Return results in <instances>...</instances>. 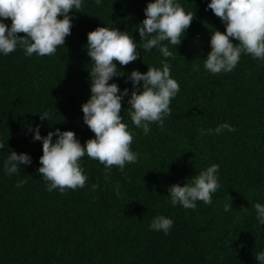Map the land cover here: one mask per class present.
<instances>
[{"label":"trees","instance_id":"16d2710c","mask_svg":"<svg viewBox=\"0 0 264 264\" xmlns=\"http://www.w3.org/2000/svg\"><path fill=\"white\" fill-rule=\"evenodd\" d=\"M149 2L154 0H82L80 12L70 13L71 35L55 55L29 57L19 46L0 53V264H259L264 225L254 206L264 204V60L242 53L231 72L205 69L212 32L225 31L207 8L210 0H175L194 16L181 44L162 42L173 53L168 58L159 47L145 51L138 30ZM4 23L11 26L10 19ZM103 26L127 31L137 43L139 58L127 66L116 62L124 75L109 83L129 90L122 122L139 156L122 173L85 154L80 161L88 176L85 187L49 192L38 173L42 141H34L35 128L40 126L41 136L57 128L74 131L82 145L94 138L81 106L90 99L94 66L87 34ZM161 61L170 64L180 91L163 127L152 123L145 134L129 115L128 77L133 70L162 69ZM224 123L235 131L201 135ZM12 151L27 153L32 163L9 175L4 165ZM212 164L219 165L220 183L212 203L173 206L169 188L184 186ZM21 179L27 183L17 187ZM225 204L232 209L225 211ZM159 215L173 220L167 235L149 228Z\"/></svg>","mask_w":264,"mask_h":264},{"label":"clouds","instance_id":"9594fccd","mask_svg":"<svg viewBox=\"0 0 264 264\" xmlns=\"http://www.w3.org/2000/svg\"><path fill=\"white\" fill-rule=\"evenodd\" d=\"M100 2L96 0L97 4ZM81 8L82 0H0V53L8 55L19 46L29 57L33 54L41 57L55 55L58 46H64L66 37L71 35L73 22L70 13L74 9L80 12ZM207 8L225 24V31L215 30L211 34V51L204 62L206 70L212 74L231 72L242 53L264 60V0H210ZM144 12L146 18L138 30L143 49L150 51L159 47L165 58L171 57L173 53L162 42L169 41L179 46L181 36L194 19L193 14L186 13L175 0H154L147 3ZM61 16L62 19L59 18ZM9 19L10 27L4 23ZM233 40L238 43L234 44ZM87 41V53L94 66L89 70L90 99L81 107L83 122L94 133V138L82 145L74 131L57 128L55 132L49 131L46 136H41L40 126H36L33 139L42 141L38 173L48 182L49 192L59 189L64 193L66 189L85 187L88 176L80 163L85 154L104 165L106 170L117 166L122 173L126 164L136 163L139 156L131 150L133 134L122 122V100L129 96V90L125 88L121 92L116 83H109L113 77L124 75L118 71L116 62L127 66L139 58L137 43L127 31L105 26L90 31ZM161 64L162 69L148 67L146 73L133 70L128 77L133 85L128 99L129 115L133 124L142 128L145 134L151 131L152 123L163 127L164 119L171 115L170 103L180 91L178 81L171 77L170 64L165 61ZM47 118V112L40 115L42 121ZM225 129L235 131L234 127L224 123L214 130H201V135L220 134ZM54 135L57 137L55 142ZM3 148L4 143L0 141V149ZM31 163L32 158L27 153L12 151L5 161L4 170L9 175L16 174L21 169L20 165ZM218 171L219 165L212 164L184 186L172 185L169 188L171 204L182 205L185 209H195L197 201L210 205L213 194L220 188ZM26 183V179H21L16 186L22 187ZM97 187L93 184L92 191ZM116 194H120L119 185ZM254 207L256 219L264 225V204L256 203ZM231 209V204H225V211ZM172 225V219L159 215L149 228L167 235ZM255 259L264 264V252Z\"/></svg>","mask_w":264,"mask_h":264}]
</instances>
